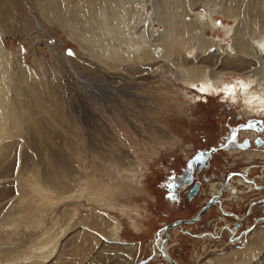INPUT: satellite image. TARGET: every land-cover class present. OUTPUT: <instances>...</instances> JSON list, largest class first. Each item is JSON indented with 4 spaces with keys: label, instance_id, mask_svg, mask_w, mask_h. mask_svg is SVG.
<instances>
[{
    "label": "rangeland",
    "instance_id": "374dc122",
    "mask_svg": "<svg viewBox=\"0 0 264 264\" xmlns=\"http://www.w3.org/2000/svg\"><path fill=\"white\" fill-rule=\"evenodd\" d=\"M49 1L0 0V6L5 7L1 8L8 14L3 18L0 16V43L9 54L7 92L24 99L21 92L25 90L38 102L35 88H39L41 102L45 104V112L41 108L38 115L44 122L41 132L29 130L24 139H10L20 143L12 146L7 164L0 166V264H14L9 261H24L26 264H122L132 261L124 253H118V256H112L105 262L93 261L95 256L108 255V250L115 245L136 247L138 255L131 264H137L146 261L150 255H158L155 243L162 226L189 219L198 213L207 196L219 188L217 175L220 173L247 170L250 165L252 178L264 182V161L254 158L256 160L251 163L253 159L247 155L250 150L258 151L255 149L260 150L264 146V117L258 114L247 117L242 106L227 103L222 98L224 91L209 96L192 85L176 83L160 69L152 75L138 73L135 77L114 71L104 78L102 67L95 65V59H92L93 52L80 47L76 38L78 34L73 30L75 37L72 36L53 13L49 14ZM99 1L90 9L87 19L97 36L103 33L101 20L95 19L100 18L98 9L105 7L104 13L110 17L115 15L110 6L111 0ZM145 1L148 2L125 0L128 5H124L127 6L124 9L135 12L136 7L143 8L142 4L146 3L145 13L150 14L158 3V12L162 13V5L171 4L168 0ZM60 2L65 6L64 1ZM222 2L234 1L195 0L193 4L192 0H186L184 19L198 21V14H211L212 9ZM171 7L168 11L177 15V7ZM11 13L16 15L13 17ZM132 16L141 18L140 15ZM132 16L127 23H133ZM213 16L218 27L206 28L207 37L231 42L223 31V25L234 28L239 19L228 18L221 13H214ZM155 27L156 30H163L159 24ZM130 28L128 26L127 29ZM105 36L99 39L105 41ZM84 44L98 48L90 41L85 40ZM210 49L208 53L218 51L215 45ZM218 53L215 59L219 71L224 66L226 55ZM200 54L193 49L187 52L186 57L198 63L203 56ZM252 60L259 65L261 63L256 57ZM245 72L227 70L220 74L228 88L237 89L239 99L243 94L242 85L248 78ZM249 122L257 123L261 128L252 125L259 132L255 139L249 137L256 136L248 128ZM230 126L237 129L238 140H250H247V147H251L249 150L246 151V147L229 151L220 147ZM256 138L262 141L260 147L253 145ZM197 150L212 152L207 174L215 176L211 182H200V193L191 200L186 198V189L179 195L181 202L172 203L169 174L179 175L185 162ZM116 170L133 173L135 182L116 176ZM234 184L238 186L236 182ZM240 192L233 200L227 193L225 199L229 198V201L223 206L229 212L246 217L244 211L247 204L263 197L264 193L251 195L243 190ZM254 206L248 220L240 224V230L252 224L255 217L263 216L264 208L259 204ZM217 210H209L194 225L169 230L167 249L179 264H204L218 256L224 260L234 250L226 253L230 249L226 245V242L230 243L229 233L226 235L227 226ZM99 216L106 222L103 226L97 224L102 231L85 224L88 218ZM228 220L232 224L233 218ZM221 229L224 230L223 237L217 234ZM50 230L57 235L54 247L22 259L23 252H28L32 246L42 245L45 232ZM202 233L218 236L201 238ZM243 234L248 238V234ZM249 241L250 238L241 243H250L253 239ZM64 246L66 249L62 254ZM60 255L65 257L58 263ZM258 258L241 254L233 260L229 259L232 264H236L237 260L240 264L249 260L250 264H262ZM44 260L46 263H43ZM145 264L170 263L156 258Z\"/></svg>",
    "mask_w": 264,
    "mask_h": 264
},
{
    "label": "bare ground",
    "instance_id": "6f19581e",
    "mask_svg": "<svg viewBox=\"0 0 264 264\" xmlns=\"http://www.w3.org/2000/svg\"><path fill=\"white\" fill-rule=\"evenodd\" d=\"M37 1H41L43 3L44 0ZM62 1H64L65 6H62L60 0H50L47 4L49 14L53 13L55 19L59 21V23L65 30H70L69 33H71L72 36H74V33L72 32L73 30L76 34H78L76 35V38L80 47L83 50L93 52V54L91 53V55L94 57L92 59H95V65H99L102 67V76L104 78H107V76H109L111 73H114V71L126 72L130 74V76L134 75L135 77V75H137L138 73L152 75V73H156L157 69H160L163 74L171 76V78H173L176 83H184L183 85L185 86L187 84L192 85L199 88L201 92L209 96H215L214 94H218L220 91H224V97L222 98L226 99L227 103L230 102L233 105H238L239 107L242 106V111L247 117H251L254 114H258L260 115V117H264V0H233V3L227 2V4H223L222 2V4L220 5L217 4L214 9H212L211 7V9L213 10L211 14L200 13L198 14V18L200 20L191 22L184 19L186 18L185 12L187 10V6L185 4L186 0H168V2L171 1V4L166 3L165 6L162 5V13L158 12L160 8V6L157 5L158 3L156 5L153 4L155 11L150 14H148V12L145 13V2L147 1L144 2L145 5L142 4L143 6H141L140 4V6L143 8H138L139 4L135 5L138 7L135 8L134 12L131 9H124V7H127L124 5H128L127 3L125 4V0H111L112 3H110V6L115 15L113 17L108 16L107 13H104L106 8L104 7L102 9V7L99 6L100 8L98 9V11L101 19L95 18L101 20L100 28L101 32L103 31L104 33L101 34L107 36V39L105 41L100 40L99 37L102 35L97 36V34L94 33L95 28H91L87 23V19L91 14L90 9L97 5V2L99 0ZM192 1L193 4H195V0ZM1 6L0 16H2L3 18L8 14H6V12H4L2 9L5 7L2 6L1 8ZM171 6L177 7L176 9L179 10V12L177 11L178 13L175 11L177 15H173L168 11ZM220 9H222L221 12ZM214 13H221L228 18L239 19L237 25L234 28H232L231 26L223 25V31L226 33L231 42L226 43L223 42L224 40L220 41L215 40V38L209 39L207 37L206 28L211 30L218 27L217 21L213 16ZM14 14L15 13H11L10 15L14 17ZM132 14H134L135 16L140 15L141 18H133ZM130 16H132L131 19H133L132 24H129L130 21H127ZM91 17L93 18L94 16L92 15ZM2 22L3 20L1 21V23ZM156 24H159V26H163V30H156ZM128 26H130L131 28L127 29ZM139 26L141 27V29ZM138 27L140 29L139 35L137 32ZM85 40L98 45L97 47L99 49L96 47L92 48L90 45L84 44ZM212 45L218 47L220 55H226V58H224L225 62L223 61L224 66H222L219 71L216 67V64L218 63H216L215 59L219 56L217 55L216 57V54H219L218 51L217 53L207 52ZM193 49L196 53H198L199 51L201 53L200 55H203L205 53H208V55H203L200 61L197 63L195 60L186 57L187 52ZM91 55L88 54L89 57H92ZM254 57H256L258 61L261 62L260 65L257 62H253L252 59H254ZM99 70L96 69V71ZM227 70H233L235 72L239 71V73L247 71V73L245 72V74L248 75V78L247 81H245L242 85L243 94L242 98L240 99L237 96V89L235 87L228 88V85H226V83L223 81L222 76L220 75ZM8 71L9 54L0 43V166L2 165V163L7 164L6 161H8V159L10 158L9 156L11 154L12 146L15 143H20L18 140L17 142H11L10 139L14 137L24 139V134L27 131L39 130L38 132H41L42 125H44V122H41V119L38 118L40 109L42 108L43 111L45 110L43 106L45 104H42L41 102L39 88H35V92L39 100L38 102L33 99L30 92L25 93V90H22L23 88L21 89V95L26 99L18 98V94L10 95V91L7 92V89L5 87ZM161 72L159 74H161ZM114 76L115 78H117V75ZM199 82L200 84H198ZM197 95V97L199 98V94ZM41 117H43V115H41ZM46 121H48V119ZM43 131L45 132L46 130ZM246 136L248 135L246 134ZM249 137H257V134L256 136L250 135ZM262 148H264V146H262ZM248 149L249 148L247 147V150ZM247 155L250 159L263 158L262 161H264L263 149L258 151L250 150L249 152H247ZM49 159L53 161V158L49 157ZM55 159L57 161V158ZM244 172L246 171H243L242 173ZM247 172V174H244V176H246V179L248 181L253 180V182L257 185V180L252 178V169L250 165ZM115 175L120 176V178L128 179L133 183L135 182L133 173H125L124 171L122 172L120 170H116ZM239 179L240 178L235 179V177L229 179L227 185L222 189V194L219 198L221 203L222 200H226L225 198L227 197V193H229V197H232V200L233 197L236 198V195L238 193H242L240 192L241 190H244V192L248 190L250 191L249 194L251 195L256 193L252 191L253 185L250 182H245L243 181V179H240L239 181ZM234 182H236L238 186H236ZM258 185L263 186L264 184L258 183ZM218 190L219 188H217V191L215 190V193H212L211 195H216L218 193ZM257 193L261 194V192ZM238 196L239 195H237V197ZM261 206L262 208H264V205ZM214 208H218L217 205L214 207L210 206L208 211ZM254 209L255 206L251 208V214L253 213ZM221 212H223L224 214L226 213L231 218H233L232 224H230V221L228 220L230 219V217H226L227 215L221 217L222 221L227 226L225 231H227L226 235H228L229 233L228 241H230V244L233 243L235 239L237 240V243L241 244L242 240L238 238L240 237V235H242L243 233L247 234L249 231H252L258 223H264L263 210V217H261L260 219L255 217L253 219V225L240 230V228L238 227L240 226V224L248 220V218L244 219V216L237 215L235 214L236 212L232 214L231 212H229V209H226L222 204ZM235 221L236 223L234 224ZM99 223L103 226V223L106 224L105 219L99 216L98 218H88L87 221L85 220V224H87L91 229L102 231L101 227H98L97 225ZM232 226L234 227V229H231ZM179 227L181 228L182 225L176 228ZM169 230L172 229H168L167 233H169ZM113 231L115 230L113 229ZM160 232L162 233L159 234V237L156 240V248L159 249L160 246H162L163 251H165L167 255L170 256L166 243L168 239L163 242V240L165 239V233L162 231V229ZM217 234L222 235L223 237L224 230L222 231L221 229L219 232H217ZM217 234L215 235L212 233H202L203 236H201V238H215L218 236ZM45 235L46 236L41 240L43 242L42 245L39 244V247L32 246L31 250H29V248L28 252H23L21 255L22 259L28 258L32 253H39L40 251L47 250L52 246L54 247L57 235L55 236V234L51 233V230L45 232ZM248 238H250V241L251 239H253V241H251L247 245V247H245V249H240L238 251L232 250L229 254H227L224 260H222V258L219 256L212 257L210 258V260H208V262L204 264H232L233 262L229 258L231 257V259L233 260L241 254H245L250 257L255 253L258 247H261V245L264 244V228L260 226L259 228L255 229L252 233H249ZM232 240L234 241L232 242ZM65 249L66 247L64 246L61 250L62 254L65 253ZM108 251V255L106 254L95 257L93 256V261L105 262L111 260L113 258L112 256H118V253H124L131 258L132 261L129 262L131 264L138 255V249L130 245H115L114 248ZM64 257L65 255H60L59 257H57V262H62ZM46 258L49 257L47 256ZM161 259L166 260L165 258ZM45 261L46 260H44L43 263H46ZM174 261L176 262V260ZM249 261L246 262V264H250ZM9 262H12L14 264H26L24 261ZM129 263L122 262V264ZM235 263L240 264L241 262L237 260V262ZM176 264L178 263L176 262Z\"/></svg>",
    "mask_w": 264,
    "mask_h": 264
},
{
    "label": "flooded vegetation",
    "instance_id": "af4514ba",
    "mask_svg": "<svg viewBox=\"0 0 264 264\" xmlns=\"http://www.w3.org/2000/svg\"><path fill=\"white\" fill-rule=\"evenodd\" d=\"M252 125H256V128H260L259 124L258 125H257V123L253 124V122L248 123V126H249L248 128L252 129V131H254L256 134H258L259 132L255 131V128ZM232 128H234V130H232ZM248 128L246 127L245 129H248ZM239 136L240 135H239L237 129L235 128V126L228 127L226 136L224 137V142H223L224 144L220 145V147L225 149V150H229V151H230V149H232V151H234L233 150L234 148H240V149L246 148L247 147V141L246 140H238ZM241 137L243 138V136H241ZM247 140H248V142H250L249 139H247ZM212 149H214V148H212ZM246 150H247V148H246ZM211 153L212 152L210 150H207V151L206 150H197L195 152V154H193V156H191L185 162V164L183 165V169L181 170L179 175H176V176L172 175L173 174L172 172L169 174V177H171L170 179L172 181V183L170 184L171 185L170 186V193H171L170 195L171 196H169V197L171 198L170 201L172 203H180L181 199H180L179 195L183 190H186V189H187L186 198L188 200H191L194 196H196L200 193V187H199L200 182L208 183V182H211L213 180L215 175L213 176V174H207L208 168L210 167V161L212 159ZM249 163H250V161H249ZM247 168H249V167H247ZM247 170L246 169L243 170V171H246L243 174H247L248 173ZM234 172H236L235 169L234 170H228L225 174L220 173L219 176L217 175V177H220L221 175H228V174L234 173ZM218 180H219V178H218ZM253 222L250 225H253L254 224ZM257 226H258V228L260 226H264V223L263 222L258 223ZM254 230H255V228L252 231L247 233L248 237H249V233H252ZM245 237L246 236L244 234H242L238 238L241 239L242 241L248 240V238H245ZM236 238H237V236H236ZM233 241L234 240H232V242ZM234 242L230 244V245H232V246H230V248L235 246L236 244H239V243H237L236 239ZM240 245H242V243L239 244L238 246H240ZM156 258H158L157 255H154V256L150 255L146 261L144 260V261H141L137 264H145L149 261L152 262V261L156 260Z\"/></svg>",
    "mask_w": 264,
    "mask_h": 264
},
{
    "label": "water",
    "instance_id": "95a60500",
    "mask_svg": "<svg viewBox=\"0 0 264 264\" xmlns=\"http://www.w3.org/2000/svg\"><path fill=\"white\" fill-rule=\"evenodd\" d=\"M248 145V144H247ZM253 145L254 146H257V147H260L261 145H262V142H261V140H260V138H256V140L254 141V143H253ZM252 168V167H251ZM236 170V172H234V173H230V174H228V175H221L220 177H219V185L217 186V187H219V190H218V193L216 194V195H211V194H209L208 196H207V198L205 199V201H204V204H203V206L200 208V210L198 211V213L195 215V216H193V217H191V218H189V219H180V220H176V221H173V222H171V223H169V224H167V225H164V226H162L160 229H162V231L165 233V235H166V237H165V239L163 240V242H165L167 239H168V233H167V230L168 229H174V228H176V227H178V226H180V225H194V224H196V223H198L199 221H200V219H201V216L202 215H204L205 213H208L209 211H208V209H209V207L210 206H216L217 205V207H218V213L220 214V216L221 217H224V216H226L227 214L225 213H223V212H221V204L222 205H224V203L227 201H229V198H227V200H222V203L220 202V200H219V198H220V196H221V194H222V189L227 185V183H228V181H229V179H232V178H240V179H243V181H245V182H250L253 186H252V191L253 192H261V193H264V185L263 186H261V185H258V183H262V182H259L258 181V183H257V185L253 182V180L252 181H248L247 179H246V176H244V174L241 172V170L242 169H235ZM263 184H264V182H263ZM243 192H244V190H243ZM250 191H248V190H246V192H245V194L246 193H249ZM238 195V194H237ZM236 195V196H237ZM257 204H259V205H264V196L263 197H261V198H259V199H257V200H253L252 202H250L249 204H247L248 206H247V208H246V210L244 211V213H245V216L246 217H244V219L245 218H248V216H249V214H250V210H251V208L254 206V205H257ZM232 214H233V212H231ZM223 215V216H222ZM226 217H230L229 215H227ZM261 217H263V216H259L258 217V219H260ZM231 218V217H230ZM239 228V227H238ZM159 233V232H158ZM157 233V234H158ZM157 250V249H156ZM157 256H158V258L159 259H161V257L162 258H165L166 260H168V262L170 263V264H176V262L169 256V255H167V253L165 252V251H163V248H162V246H160V248L157 250Z\"/></svg>",
    "mask_w": 264,
    "mask_h": 264
},
{
    "label": "crops",
    "instance_id": "0c3cea01",
    "mask_svg": "<svg viewBox=\"0 0 264 264\" xmlns=\"http://www.w3.org/2000/svg\"><path fill=\"white\" fill-rule=\"evenodd\" d=\"M255 150H259V149H255ZM261 150V149H260ZM262 160H263V158H261ZM260 159V160H261ZM254 160H256V159H253L252 160V162L254 161ZM251 162V163H252ZM249 163V162H248ZM250 242V241H249ZM248 243V242H247ZM243 244V245H241V246H238L239 244H236L235 246H233L232 248H230V246H232V245H230V243L229 242H226V245L230 248L226 253H228L231 249H234V250H236V251H238L239 249H244L245 247H247V245L249 244ZM264 243V242H263ZM225 253V254H226ZM225 254H221L222 256L223 255H225ZM253 256H258L259 258H258V260L259 261H262V264H264V244H262L261 245V247H258L257 248V250L255 251V253L254 254H252ZM254 261V260H253Z\"/></svg>",
    "mask_w": 264,
    "mask_h": 264
}]
</instances>
